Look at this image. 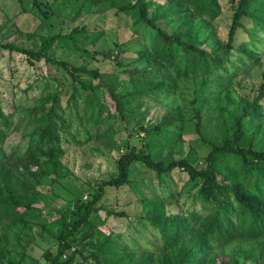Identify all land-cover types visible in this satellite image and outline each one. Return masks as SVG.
<instances>
[{
    "label": "rangeland",
    "instance_id": "1",
    "mask_svg": "<svg viewBox=\"0 0 264 264\" xmlns=\"http://www.w3.org/2000/svg\"><path fill=\"white\" fill-rule=\"evenodd\" d=\"M144 1L149 4L148 16L164 30L184 33L190 42L208 49L215 44H226L234 16L231 0H219L221 12L212 20L189 5L176 15L171 12L168 0ZM167 9L170 14L165 16ZM138 14L137 8L118 12L111 0H0V41L3 43L37 51L45 37L83 29L75 35L76 40H57L49 52L77 66L87 65L115 74L116 89L126 114L124 118L106 90L98 88L95 99L104 107L99 123L86 120L82 108L85 94L77 96L80 108V117H77L75 104L66 106L73 91L72 79L66 71L44 60L32 64L26 53L0 48V150L14 157L23 155L13 158L6 167L24 179L35 207L18 227L6 230L8 219L0 223V264H46L44 252L57 245L60 215L70 213L76 199H91L101 180L115 177L116 159L121 154L131 148L147 149L148 129L157 124L166 122V128L173 132H178L174 128L176 124L182 127L180 138L171 137L168 143L162 144L161 159L169 154L174 158L187 157L199 167L205 166L212 147L227 140L226 123L235 117L236 108H245L248 101L254 117L247 118L245 124L251 121L254 148H264V97H257L264 80V49L259 50L257 62L238 70L240 63L235 61V56L249 39L247 32L239 28L231 57L234 65L225 63L227 70L221 68L220 73L211 76L195 74L178 78L173 75L175 87L164 95L130 103L128 100L137 87L131 70L138 67L156 71L161 66L154 54L143 57V63L138 62L142 59L141 53L150 50L154 35L151 26L139 21ZM100 50L119 52L120 62L104 58L98 53ZM81 76L97 84L92 76L84 73ZM59 83L62 98L57 118L59 124L66 120L60 132L62 171L57 175H41L36 164L26 170L23 158L31 140L38 138L42 127L40 117L51 105L48 101L44 106L43 97ZM130 174L132 184L106 188L100 201L103 208L94 217L103 233L93 241L98 245L106 241L108 256L124 252L138 256L144 251H160L162 239L147 219L148 207L142 198L155 200L163 196L173 201L168 208L184 211L192 207L197 190L188 173L180 167L159 176L138 161L131 165ZM194 206L203 211L199 204ZM113 212H124V215ZM76 248L88 256L78 254L77 264L94 262L90 257L95 249L92 243H79ZM263 250L264 237L237 238L214 246L211 254L218 264H256Z\"/></svg>",
    "mask_w": 264,
    "mask_h": 264
},
{
    "label": "trees",
    "instance_id": "2",
    "mask_svg": "<svg viewBox=\"0 0 264 264\" xmlns=\"http://www.w3.org/2000/svg\"><path fill=\"white\" fill-rule=\"evenodd\" d=\"M130 1L111 0V4L117 6L118 12L137 8L139 21L154 30L151 48L141 53L142 59L138 62L143 63V57L150 54H154L161 61V66L156 71L138 67L131 70L137 87L132 92L133 97L128 100L130 103L137 100L144 102L151 96L164 95L175 87L174 81L171 80L174 78L173 75L178 78L195 74L211 76L220 73L221 68L227 70L225 63L230 62V65H234L231 57L235 34L239 28L247 32L249 39L243 42L241 46L244 47H240L237 51L239 55L235 56V61L240 63L238 70L257 62L259 50L264 49V0H231L234 5V16L227 42L222 46L215 44L211 49L190 42L184 33H172L161 28L154 18L148 16L149 4L144 0H134V4ZM168 2L172 5L171 12L176 15H179L187 5L210 20L221 12L219 0H168ZM169 12L170 9H167L164 15L170 14ZM82 31L83 29L75 28L68 35L45 37L37 51L1 41L0 48L26 53L32 64L44 60L46 64L66 71L73 82V91L66 106L71 107L75 104L77 117H80L77 96L85 94L82 108L87 116L86 120L99 123L104 107L98 104L95 93L98 88H102L114 101L116 110L126 118L125 104L116 89L118 78L115 74L101 72L98 68H90L87 65L77 66L49 52L57 40L61 38L76 40L75 35ZM98 53L114 62L121 60L119 52L100 50ZM82 73L92 76L97 80V84L82 78ZM61 86V83L57 84L51 93L43 97V105L45 106L48 101H51V105L40 117L42 127L38 138L31 140L23 158L26 170L28 166L36 164L41 175H57L62 171L63 146L60 132L66 120L59 124L57 118L60 117L57 109L61 106ZM260 89L257 97L263 99L264 80ZM246 103L245 108H236L235 117L226 123L227 140L212 147L205 166L199 167L187 157L174 158L169 154L161 159L162 144L168 143L171 137L172 139L181 137L179 131L182 127L179 124L174 126L178 132L168 130L166 122L148 129L149 141L145 143L147 149L131 148L121 154L116 159L118 174L101 180L91 199L87 201L76 199L74 209L68 214L60 215L57 220V245L54 249L50 248L44 252L46 264H77L78 254L88 258L76 248L79 243L86 241L92 243L95 248L90 252V257L94 261L92 264H218L217 258L211 254L214 246L227 244L237 238L264 237V148H254L255 138L251 131V121L245 124L247 118L253 119L254 112L250 107L251 103L248 101ZM166 117L168 118V115ZM21 155L19 153L14 157L0 150V223L8 219L6 230L18 227L19 222L25 221L35 209L33 196L28 194L24 179L6 167V163L23 156ZM138 161L156 171L159 176L168 174L177 167L185 170L194 183V188H197L192 197L193 205L184 211H175L168 208L173 201L163 196H157L155 200L142 198L148 207L147 219L162 239L160 251L157 253L144 251L138 256L125 252L121 255L108 256L106 252L108 249L105 248L107 242L98 245L93 241L96 236L103 233L95 223L94 217L103 208L100 201L108 186L122 187L132 184L130 167ZM197 204L203 211L196 210L194 205ZM113 213L124 215V212ZM260 255L256 264H264V254Z\"/></svg>",
    "mask_w": 264,
    "mask_h": 264
}]
</instances>
